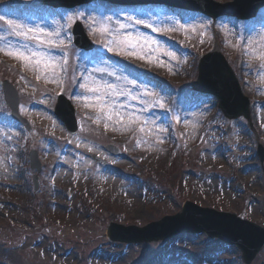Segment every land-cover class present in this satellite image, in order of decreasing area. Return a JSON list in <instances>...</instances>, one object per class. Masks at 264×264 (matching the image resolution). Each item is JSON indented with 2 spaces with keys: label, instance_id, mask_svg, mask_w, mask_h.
<instances>
[{
  "label": "rangeland",
  "instance_id": "rangeland-1",
  "mask_svg": "<svg viewBox=\"0 0 264 264\" xmlns=\"http://www.w3.org/2000/svg\"><path fill=\"white\" fill-rule=\"evenodd\" d=\"M8 1L11 0H1L5 3ZM18 1L24 5L21 8L27 10L28 18L13 16L14 9L11 8L17 7L11 5L3 7L0 16L5 20L26 25L34 31L24 39L11 34L8 26L2 25L1 36L5 37L7 44L16 48L27 44L28 48H22L26 55L29 54L28 49H31L59 62L58 47H50L42 41L48 38L45 34L60 32L59 39L64 41L63 46L69 47V25L75 19H83L96 39L102 36L101 33L104 36L106 31L101 30L104 28L109 29L108 32L112 36L110 39L103 38L108 41L114 37L123 39L128 31L134 37L140 34L141 44L148 51L141 53L144 56L141 59L136 56L117 55L116 52L110 51L109 54L116 56L112 58L101 54L98 48L95 53H83L77 51L74 46L69 49L72 61L68 67L69 74H74L73 81L77 77L82 79L87 76L89 87L100 86L101 91L107 93L108 89L104 85L111 84L116 90L104 96V105L97 99L92 100L91 94L85 89L77 92L76 110L79 113L76 115L81 129L77 137L70 139V149L62 157L52 156L55 144L49 143L50 140L45 138V134L50 130L62 133L61 124L53 116L54 103L50 104L51 95H48L54 89L59 68L55 69V73L43 71L42 66L37 70L34 61L30 59L26 61L30 74L29 77L21 78V87L14 78L18 74L4 71L0 66V82L7 78L17 84L21 112L31 120L35 128V135L30 134L31 139L35 140L36 135H41L37 137L35 146L39 149L44 168L39 174L40 190L34 193L28 190L32 188L33 172L29 169L25 151L4 157L6 148L13 151L11 144H16L20 139L22 128L11 121L9 109L3 100H0V264H80L81 261V264H137L133 261L137 256L151 257L155 264V260L159 258L157 254L160 253L161 257L166 259L174 253L171 257L173 259L178 255L185 257L176 264H244L240 252L225 247L218 241H209L204 234L192 238L182 235L180 239H170L163 243L151 242L146 245L148 247L143 248L134 242L128 246L110 243L106 238V231L113 224L145 226L165 215L178 213L187 201L229 215L232 213L242 221L249 220L264 227V163L261 165L258 157L253 156L257 142L264 147V137H259L256 130L254 133L250 132V135L244 134L247 129L243 128L247 124L244 126L246 122L242 120L232 124L233 137L227 136L225 131L229 122L219 115L217 105L214 107L213 100H201L200 95L193 91L190 92L188 103L186 97H179L176 110L182 113V110L184 112L189 108L188 111L197 113L194 126L184 123L187 129L179 130L178 125H175L178 120L176 116L172 113L169 116L159 115L157 112L160 103L172 100L173 104L176 102L175 93L170 91L169 87L166 88L163 80H167L168 85L177 87L186 85L190 80L193 82L199 73L198 60L210 51L218 52L226 62L228 60L227 65L232 66L235 71L244 95L252 98L253 102L257 100L264 103V65L261 64L264 59V20L260 18L256 24L219 23L215 29L209 27L208 33L202 39L207 30L203 34L195 32L194 24L198 19L186 14L176 15L172 11L153 14L156 20L153 21L152 13L146 12L145 9L114 11L115 9H108L105 4L97 3L91 4L87 10L82 8L67 12L47 9L41 5L42 0ZM129 16L133 20L138 18L150 22L158 29L156 33L167 32L171 27H167L166 23L170 22L172 17L187 25L184 46L189 49L184 52L186 55L183 66L179 69L181 78L176 75L177 50L170 48L166 43L163 47L162 39L151 32L142 31L140 26L144 24L133 22L130 28L121 29L120 24L126 26V17ZM108 17L112 18L110 23ZM100 19L107 20V23L100 24ZM0 22L4 24V21ZM37 28L43 29V32L37 31ZM144 36L149 38L148 41L143 40ZM177 37L179 38L180 34ZM216 37L224 39L222 48L216 44ZM95 41L99 45L98 41ZM3 43L4 41H0V44ZM8 51L5 47L0 54L11 57L7 54ZM243 51H246L245 55H241ZM168 52L175 55L169 57ZM200 53L202 54L198 57ZM238 56L252 72L251 80L239 78L238 71H241L238 68L237 71L234 66ZM109 71L115 75L109 76ZM31 74L39 76L47 85L43 87L35 83ZM9 75L12 80L5 77ZM124 77L135 81V84H128ZM82 81L85 82L83 79ZM157 84L164 88L157 96L159 103L157 98L156 102L152 99ZM239 89L241 90L240 86ZM141 90L145 93L142 98ZM129 92L131 95H128ZM81 94L90 96V99H78ZM2 96L0 86V97ZM92 103L107 108L106 113L102 112L104 118L111 114L112 118L107 119L112 121L113 128L114 125L116 127L110 129L109 133L113 136L126 134L132 124L141 120L145 106L152 109L150 122L143 128L144 131H139L125 143L123 159H109L96 144L101 138L94 133L98 125L89 122L88 112L91 111ZM28 104L32 105L30 109L27 108ZM202 108L204 115L211 119L205 129L199 127L201 121L198 113ZM252 113L253 124L256 127L258 125L264 134V104ZM167 119H171L173 124L170 142L165 136L166 126L163 122ZM102 122L99 121L101 124ZM161 128L164 130L161 131ZM199 132L204 133L203 139H197ZM74 142L80 144V150L73 147ZM170 146H175L171 156L166 154ZM87 153L100 154L107 158L110 162L109 168L100 173L102 169H97L96 165L87 159ZM53 160L58 161L56 169L52 167ZM19 170L22 172L18 174ZM72 170L75 171L73 179ZM83 170L100 173L101 181L98 183L94 179V186L96 188L101 185L102 192L89 189V177ZM81 183L82 188L87 189L85 196L82 189L77 190ZM66 186L70 187V193H65ZM80 197L87 200V203L80 201ZM51 201L54 202V207ZM34 244L35 247H32ZM124 247L125 251L120 253ZM4 250L9 252L4 255ZM167 261L165 264H173L170 259ZM147 262L148 260L144 261ZM250 264H264V251H260Z\"/></svg>",
  "mask_w": 264,
  "mask_h": 264
},
{
  "label": "water",
  "instance_id": "water-1",
  "mask_svg": "<svg viewBox=\"0 0 264 264\" xmlns=\"http://www.w3.org/2000/svg\"><path fill=\"white\" fill-rule=\"evenodd\" d=\"M66 1H81V0H50V3L65 4ZM120 1H137V0H120ZM164 1V0H160ZM193 3V2H191ZM206 7L212 8L209 10L211 15H215L226 9L241 10L244 7L240 4H232L230 6H211L209 3H202ZM76 32H80L79 25L76 26ZM219 58L207 57L199 67L200 80L197 82L199 87H203L208 91L213 92L221 99V105L224 112L229 117H236L239 114H247V111L239 105L241 98L238 95L237 86L233 77L228 73ZM209 62V63H208ZM209 64L210 68H207ZM238 102V103H237ZM245 104L244 102H242ZM68 102L61 99V103L56 108V115L62 118L66 124L73 129L74 120L70 125L69 116L66 114ZM123 229L130 232L133 238L128 236H118L117 229ZM192 232H205L209 237H218L223 241L236 245L243 253L246 263H249L255 254L264 247V230L248 222H241L234 215L226 213H216L207 209L196 207L192 204H186L181 213L175 216L165 217L160 221L152 222L146 227L140 229L123 228L116 225L110 227V238L120 241L148 242L152 239L164 240L171 235ZM152 234H157L151 237ZM151 238V239H149Z\"/></svg>",
  "mask_w": 264,
  "mask_h": 264
},
{
  "label": "snow or ice",
  "instance_id": "snow-or-ice-1",
  "mask_svg": "<svg viewBox=\"0 0 264 264\" xmlns=\"http://www.w3.org/2000/svg\"><path fill=\"white\" fill-rule=\"evenodd\" d=\"M69 19H71V18H69ZM111 19H112L111 17L107 18L109 23L111 22ZM126 19L129 21V25L125 26L124 24H120L121 29H123L125 27H130L131 24L134 22L135 24H144L147 27H151L153 31L158 30L155 26H153L148 21L141 20L138 18L133 20V18L131 16L126 17ZM0 21H4V23L8 26V30H10L11 34L22 37L24 39H27L28 34L34 31L33 29L28 28V26H26V25L18 24L16 21L5 20V18L3 16H0ZM101 30L102 31H109V29H107V28H104ZM37 31L43 32V29L37 28ZM93 31H95V29H93ZM117 31H119V30H117ZM45 35L48 38L42 42L46 43L50 47H59L60 45L64 44V41L59 39L60 32H52V33H47ZM139 37H140V34H137L136 37H134L133 34L130 31H128L124 35L123 39H117L114 37L112 40L105 43L104 47L107 48L108 51L116 52L117 55L136 56L137 58L143 59L144 56L141 55V53H144L148 50L141 44ZM148 39L149 38L146 36L143 37L144 41H148ZM69 40H70V37H69ZM0 41H4L3 44H0V51H4L5 47H7L9 49V51L7 52L8 55L14 56L18 59H22L25 61H29L31 59L32 61H34V64L37 67V70H40L41 66H42L43 71H52L54 73H55V69L57 67H60L62 71L66 70L64 67V65L67 64V52L66 51H65V54L63 57V65H62L58 61H55V58L45 57L41 53L32 51L31 49H28L29 54L26 55L25 52L22 50V48H28L27 44H24L22 46V48H16L15 46L7 44V41H6L5 37H3V36H0ZM111 45H115V47H112ZM167 55L169 57H173L175 54L172 52H168ZM97 71L103 72V71H105V69H97ZM107 74L109 76L115 75V73L111 72V71H109ZM39 78L40 77L38 76L37 79H39ZM117 78L119 79V77H117ZM82 79L85 82L80 83V87L82 89H85L87 93H90L91 97H95L100 102L101 105L105 104L104 96L107 94H110L111 92L116 90L114 85L105 84L104 87L106 89H108V92L105 93V92L101 91L100 86L89 87L88 83H87V81H88L87 76L82 77ZM124 79L127 81L128 84H135V81L127 80L126 77H124ZM128 95H131V93L129 92ZM77 98L78 99L83 98L85 100H88V99H90V96L85 95V94H81ZM157 103H159L158 98H157ZM107 106L111 107V105H107ZM159 106L161 108L164 107V105L162 103H160ZM117 115H118V113H117ZM107 118L111 119L112 118L111 114H108ZM136 119H138V117H136ZM160 130L163 131L164 129L161 128ZM140 131L143 132L144 129L140 128Z\"/></svg>",
  "mask_w": 264,
  "mask_h": 264
},
{
  "label": "bare ground",
  "instance_id": "bare-ground-1",
  "mask_svg": "<svg viewBox=\"0 0 264 264\" xmlns=\"http://www.w3.org/2000/svg\"><path fill=\"white\" fill-rule=\"evenodd\" d=\"M168 1L171 4H169V2H168L166 5H164V4L161 5V7L163 8V11L167 12L170 9H173V11L179 10L178 8H175L172 6V5H178L179 7H181L183 9V11L185 12L186 15L198 19L200 22L211 26L213 29H215L218 26V23L214 20L209 19V16H210L209 8L206 7L205 5H203L202 3L213 2L214 4H224L226 6L237 3V4H240L244 7H247L249 10L254 11L257 15H259V17L262 20H264V8L262 7L263 0H168ZM191 2H193V3H191ZM239 21H240V16L237 14H233L231 16V18L225 20L224 23L225 24H232V23H238ZM252 23L256 24V22H252ZM85 41H87V39ZM213 55H214V57L217 56L216 54H213ZM204 60H205V58L202 57L201 62L199 64V67H200L201 63L204 62ZM220 62L224 67H226V63L223 59H221ZM207 68H210L209 64L207 65ZM237 80H238V83L240 85L238 77H237ZM240 88H241V90L239 88H237V90H238L239 97L242 98L244 96V93L242 91L243 89H242L241 85H240ZM91 98H92V100L96 99L95 97H91ZM186 100H187L186 103H188L189 99H186ZM213 102H214V107L217 105V112L220 113L219 115H224L225 112H224L223 107L221 105V99L219 97H217L216 99H214ZM241 103H242V101L240 100L239 105ZM261 104H264V103H260V102H257V100H255L253 102V105H251V107H250V112L247 115H244L243 117L238 118L236 120V121L242 120V121L246 122V123H244V126H245V124H247V125L243 129H247V133H246V131H244V134L250 135L251 131L256 130L255 124H253V122H252V118H253L252 111L255 113V111L257 110V107H260ZM191 105H196V104L191 103ZM254 109H255V111H254ZM188 110L189 109L187 108L185 110L186 112L183 115L184 123L187 125L193 124V126H194L195 125L194 117L196 116V113L192 112V111H188ZM188 114H190V115L188 116ZM202 119L203 118L201 117L199 120L201 121ZM247 126H249V127H247ZM230 130L234 131V127H231ZM243 169H247V168L243 167ZM254 225L256 227L260 228V230H264V227L257 225L255 223H254ZM149 239H151V238H149ZM153 241H155V239H153ZM153 243H156V242H153Z\"/></svg>",
  "mask_w": 264,
  "mask_h": 264
}]
</instances>
